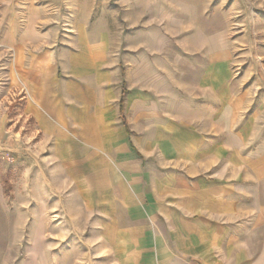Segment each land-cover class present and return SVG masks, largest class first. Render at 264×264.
Instances as JSON below:
<instances>
[{"label": "rangeland", "instance_id": "1", "mask_svg": "<svg viewBox=\"0 0 264 264\" xmlns=\"http://www.w3.org/2000/svg\"><path fill=\"white\" fill-rule=\"evenodd\" d=\"M30 15L60 53L82 57L88 47L95 76L115 69L116 84L103 80L94 92L123 85L130 104L150 31L164 41L158 53L173 66L183 59L188 77L215 39L247 102L244 116L264 128V0H0V264H220L217 253L183 252L192 243L181 239L182 222L137 195V176L145 178L128 147L133 130L102 124L106 101L79 103L56 121L27 98L20 56L6 41L13 26L10 39L21 36ZM105 54L115 61L107 65Z\"/></svg>", "mask_w": 264, "mask_h": 264}, {"label": "crops", "instance_id": "2", "mask_svg": "<svg viewBox=\"0 0 264 264\" xmlns=\"http://www.w3.org/2000/svg\"><path fill=\"white\" fill-rule=\"evenodd\" d=\"M31 15L19 38L10 39L14 26L7 29L6 45L20 56L21 83L32 104L58 121L71 116L74 105L106 101L102 124L120 121L125 136L128 126L133 130L128 147L137 160V173L145 178L137 176V195L143 190L151 206L164 211L167 219L182 222L181 239L192 243L187 248L184 244L183 252L217 253L220 264H264V128L255 124L253 114L244 116L247 102L216 40L200 55L203 65L194 66L188 77L183 59L173 66L168 63L172 56L158 53L164 41L150 31L140 41L148 48L137 55V93L130 104L123 85L94 92L103 80L116 84L115 69L95 76L88 47L82 57L60 53ZM62 58L67 76L59 80ZM104 61L109 65L115 59L105 54ZM113 148L108 146L111 154ZM118 160L125 171L131 170L129 161Z\"/></svg>", "mask_w": 264, "mask_h": 264}]
</instances>
